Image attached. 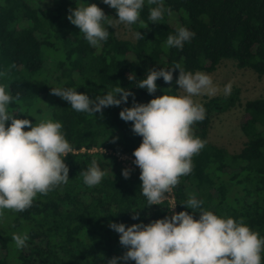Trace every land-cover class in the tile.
Returning a JSON list of instances; mask_svg holds the SVG:
<instances>
[{"label":"trees","instance_id":"obj_1","mask_svg":"<svg viewBox=\"0 0 264 264\" xmlns=\"http://www.w3.org/2000/svg\"><path fill=\"white\" fill-rule=\"evenodd\" d=\"M76 2L0 0V69L7 73L0 83L13 95L20 93L10 104V112L21 119L28 116L31 123L32 114L59 120L66 139L77 151L65 157L67 183L46 195L38 194L32 206L22 212H5L0 264H106L108 258L125 251L109 222L147 224L171 215L167 203L149 206L139 190V171L130 170L125 179L121 175L124 167L109 153L132 155L141 141L131 131V121L118 115L121 108L131 106L133 97L90 114L74 111L51 88L74 87L92 98L119 85L128 88L137 102L146 103L164 92H178V69L172 70L170 83L157 78L158 87L152 94L135 87L148 68L167 70L179 63L186 71L212 73L229 60L238 69H250L264 77V0H164L171 14L165 13L159 23L148 21V8L154 5L145 4L140 11L144 24L132 26L141 32L142 40L121 39L110 27L99 50L66 18L68 8H74ZM88 2L96 3L106 15H114L101 0ZM177 25L194 31L195 36L182 49L164 47L166 36ZM130 73L135 78L132 74L128 79ZM202 104L206 117L193 129L207 143L193 155L192 171L174 186L177 212H191L181 204L189 194H195L203 200L205 210L243 218L264 236V97L243 104L246 119L241 130L247 141L235 153L210 142L209 132L216 116L242 105L239 90L230 96L208 98ZM94 149L97 151L91 152ZM93 159L106 175L89 187L82 182L81 172ZM137 212V219H131ZM192 214L198 218V213ZM25 229L29 239L17 250L12 233ZM261 256L264 261V252Z\"/></svg>","mask_w":264,"mask_h":264},{"label":"clouds","instance_id":"obj_2","mask_svg":"<svg viewBox=\"0 0 264 264\" xmlns=\"http://www.w3.org/2000/svg\"><path fill=\"white\" fill-rule=\"evenodd\" d=\"M101 2L111 8L114 15H106L96 3L77 0L74 8H68L66 17L97 50L108 39L110 27L116 29L123 25L134 39L142 40L141 32L133 30L132 26L144 24L140 11L145 4L154 5L148 8L149 22L159 23L165 13L171 14L164 0ZM194 36V31L177 25L175 31L166 36L164 47L182 49ZM173 69L179 70L175 80L177 94L164 92L146 103L137 102L128 88L119 85L92 98L74 87L51 88V92L67 101L74 111L90 114L127 103L128 98L133 97L131 106L121 108L118 115L125 122L131 121V131L141 137L132 151V163L139 168V190L149 206L170 199L168 194L179 178L192 171L193 155L207 143L194 133L193 125L206 117L204 105L194 98L212 97L220 91L211 74L186 71L179 63H173L167 70L166 67L148 68L144 77L136 80L135 87L152 94L158 87L157 78L172 82ZM6 74V70L0 69V78ZM231 89L232 82H226L223 95H230ZM19 96V92L13 95L0 83V224L5 221L6 211L22 212L32 206L38 194L46 195L69 181L65 157L73 147L66 139L62 123L47 115H30L35 123H31L28 116L17 118L9 108ZM6 122L10 123L6 126ZM26 127L28 130H24ZM105 175V169L95 159L81 172L82 182L89 187L99 184ZM121 175L127 179L130 169H122ZM181 205L191 212H172L147 224L140 221L126 226L109 222L108 227L119 234L118 242L125 251L108 258L106 264H127L128 261L134 264H264L261 256L264 236L251 229L243 218L234 219L205 210L203 200L195 194H189ZM192 213H198V218L194 219ZM138 215V212L133 213L131 219L136 220ZM28 239L26 229L12 233L17 250L25 247Z\"/></svg>","mask_w":264,"mask_h":264},{"label":"rangeland","instance_id":"obj_3","mask_svg":"<svg viewBox=\"0 0 264 264\" xmlns=\"http://www.w3.org/2000/svg\"><path fill=\"white\" fill-rule=\"evenodd\" d=\"M115 30L119 38L132 41L135 40L132 36V32L123 25L118 26ZM209 74H211L213 81L220 86V91L212 97L224 96L223 85L231 81V93L233 90L238 89L240 102L242 104L213 119L209 132V140L231 153L239 152L247 141V137L241 130V123L246 119L243 104L248 100L264 97V77L258 76L250 69H238L235 63L229 60L223 61L215 72ZM212 97L199 96L194 99L203 103L208 98ZM33 123H35V119H33ZM5 222H7L6 216L4 223ZM2 229L3 226L0 224V230Z\"/></svg>","mask_w":264,"mask_h":264},{"label":"built area","instance_id":"obj_4","mask_svg":"<svg viewBox=\"0 0 264 264\" xmlns=\"http://www.w3.org/2000/svg\"><path fill=\"white\" fill-rule=\"evenodd\" d=\"M82 151H84V150H82ZM95 151H97V149H94L91 152H95ZM101 151L106 153L107 150L101 149ZM72 152L74 153L77 151H72ZM109 153L113 154L117 158L118 162L124 168H128L132 171H139L138 166H136L132 163V160L134 159V157L131 154H124V153H117V152L114 153L112 151H109ZM168 195L170 196V199H166V200L162 201L161 203H167L169 206V210L172 207V205L175 204L174 208L170 210V213L172 214V212H177V205H176V200H175V196H174V187H173L171 193H169Z\"/></svg>","mask_w":264,"mask_h":264}]
</instances>
